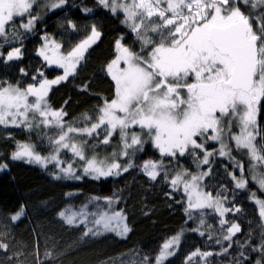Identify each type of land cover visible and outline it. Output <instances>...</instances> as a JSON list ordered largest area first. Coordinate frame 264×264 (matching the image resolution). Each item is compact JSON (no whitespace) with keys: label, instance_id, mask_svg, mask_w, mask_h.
<instances>
[{"label":"snow or ice","instance_id":"snow-or-ice-1","mask_svg":"<svg viewBox=\"0 0 264 264\" xmlns=\"http://www.w3.org/2000/svg\"><path fill=\"white\" fill-rule=\"evenodd\" d=\"M39 0H0V39L9 43L8 28L17 20H26L19 24L25 32L31 31L39 20L33 14ZM98 4L113 15L124 14L123 23L130 26L135 33L140 50L135 51L125 46L124 37L115 41V58L107 65V72L115 83V95L111 100L105 99L103 105L96 109L95 121L85 116V124L91 126L74 127L67 123V113L63 108L55 110L47 102L48 92L53 85L69 79L76 72L77 65L84 59L88 48L101 37L96 25L91 26L90 35L77 44L67 55H59L56 50L49 55L45 44L38 55L48 64L58 65L63 75L55 79H37L24 89L0 81V126L21 128L28 133L37 132L41 143L46 142L51 151L48 155L38 152L37 145L30 142L17 141L11 160L25 161L42 168L52 165L55 168L54 179H75L91 177L100 180L111 176H119L134 165L131 156L142 151L150 141L158 149L162 157L170 160L186 153H192L200 159L201 165L209 164V157L216 151L209 152L207 142H220L218 154L231 157V149L223 143L225 130L235 142V149L247 151L251 163L250 171L264 167V143L257 146L260 132L257 128L258 106L264 101V0H97ZM67 0H58L50 5L51 9L62 8ZM260 8L261 14L254 16L251 11L246 14L243 8ZM84 13L92 9L85 8ZM69 25H75L69 21ZM12 39H17L13 29ZM157 36L158 39H153ZM47 40V37L44 38ZM4 45H0L3 48ZM57 49L59 46H56ZM22 49L12 48L4 57L0 52V60L5 63L20 60ZM121 64L124 66L121 67ZM20 72L27 75L25 69ZM42 77L43 73H38ZM191 80L192 82H188ZM87 89V85L83 90ZM186 91L187 98L181 93ZM31 98V99H30ZM67 103V102H66ZM227 121V125H225ZM233 124L239 127V134H232ZM134 126L148 137L130 131ZM119 133L120 151L112 153L113 162L86 155L88 140L77 143L76 137H87L99 140V145H109L114 134ZM103 139H100V137ZM264 141V136H260ZM99 145H94L97 147ZM68 150L72 154V162L60 158V154ZM118 157L128 158L126 166L115 162ZM234 159V158H233ZM77 161L83 163L82 169H76ZM235 167L240 171L241 178L230 173L235 181L236 189H245L248 180L244 179V165L239 161ZM8 168V163H0V170ZM142 171L152 181L163 175L174 191H182L187 197L189 218H193L194 210L212 208L221 216L233 209L223 207L226 197L221 199L220 193L213 197L210 192L201 190L203 179L210 173L201 172L193 175L188 171L169 173L163 162L149 161L142 166ZM83 173L81 175L80 173ZM171 179L169 180V177ZM251 179L258 183L264 191V174H253ZM252 198L259 206V215L264 219V200ZM98 199V198H97ZM119 201V197L115 198ZM106 205L102 209L99 204L95 211H88V205L77 211H61L63 221L69 225L92 224L84 236H100L104 233H116L126 236L131 229L126 223L123 210H114L113 198H104ZM235 212H240L236 208ZM24 215L21 208L12 221ZM228 223L221 220V230ZM200 226L207 227L203 215ZM193 231H199V228ZM240 225L232 223L227 234L217 238L216 243L227 241L228 246L222 247L221 253L226 254L233 245V237L240 232ZM204 236V232H199ZM183 233L166 241L159 254L144 256L138 264H165L176 255ZM5 233H0V250L9 249L4 242ZM251 252L258 253L260 258L255 264H264V237L257 247H252L246 240L241 245ZM17 255H22L17 253ZM210 252L199 250L187 257L186 264H192L196 256L207 257ZM52 258L51 253H45ZM243 259H248L244 252ZM12 257H8L11 264ZM39 264V261H38ZM235 264H240L237 260ZM249 264L251 262L249 261Z\"/></svg>","mask_w":264,"mask_h":264},{"label":"trees","instance_id":"trees-1","mask_svg":"<svg viewBox=\"0 0 264 264\" xmlns=\"http://www.w3.org/2000/svg\"><path fill=\"white\" fill-rule=\"evenodd\" d=\"M58 0H39L33 14L39 17L35 27L25 32L19 24L26 20H17L9 26V43L0 39V52L4 57L12 48L22 49V58L5 63L0 60V81L24 89L37 79H55L62 74V70L48 64L38 55V50L49 45L46 49L52 50L56 46L70 49L91 32V26L96 25L101 37L85 52L84 59L77 65L76 72L68 80L53 85L47 102L55 110L63 108L67 113L65 120L74 127H85L84 115L92 118L97 115L96 109L115 95V83L107 72V65L116 55L115 41L124 37L123 43L135 51L140 50L135 33L130 26L123 23L125 17L122 12L113 15L100 6L97 0H67L62 8L51 9L50 5ZM85 8L92 9L91 13H84ZM246 14L249 11L254 16L261 14L260 8H243ZM71 21L75 28L69 25ZM15 29L17 39H12ZM70 32V33H69ZM47 37V40L44 38ZM25 69L27 75L20 72ZM43 73V76H38ZM87 85V89L84 86ZM31 99V98H30ZM67 102V103H66ZM264 105V101H262ZM257 128L260 136H264V106H258ZM227 125V121H225ZM237 127L233 124L232 134ZM138 134L141 129L134 126L130 129ZM257 137V146L264 141ZM146 141L148 137L142 134ZM100 139H103L101 136ZM77 143L88 140L86 155H93L98 159L112 160V153L120 151L119 133L114 134L109 145H99V140L87 137H76ZM30 142L37 145L41 154H49L51 149L47 143H41L37 132L28 133L21 128L0 126V163H8V168L0 170V233H5L4 242L9 243V249L0 250V264H9L8 257H12L11 264H138L144 256H156L163 244L171 237L183 233L176 255L165 261V264H186L187 257L199 250L201 253L210 252L207 257L196 256L192 264H255L260 255L251 252L241 245L248 240L252 247H257L264 237V219L259 215V209L252 200V194L264 200V191L258 183L251 179L253 174H264V167H257L250 171L251 163L246 151L235 149L233 141L225 130L223 143L231 149V157H221L218 154L220 142H207L205 147L209 152L216 151V155L209 157L208 165H201L200 159L188 152L183 157L169 159L162 157L158 149L148 141L142 151L131 156L133 167L119 176H111L94 180L91 177L75 179H54L55 168L49 165L42 168L25 161L11 160V153L15 151L16 142ZM94 145H99L93 147ZM61 160L72 162V154L65 150L60 154ZM67 158V159H66ZM234 158V159H233ZM163 162L169 173L188 171L193 175L201 172L210 173L202 183V191L210 192L221 199H227L222 206L233 209L232 212L221 216L212 208L193 211V218H189L187 197L182 188L174 191L163 175L152 181L142 171L145 162ZM239 161L244 165L243 178L248 180L245 189H236L235 181L230 173L241 178L240 171L235 167ZM115 162L126 166L128 158L118 157ZM82 162L74 164L76 169H82ZM83 175V173H80ZM171 176L169 177V180ZM105 197L113 198V209L123 210L126 223L131 231L124 237L116 233H104L100 236H84L87 228L92 224L67 225L60 217L61 211H79L82 206L88 205V211H95L96 205L103 209L106 205ZM119 197V201H116ZM98 198V199H97ZM23 208L24 215L12 221L11 216ZM240 208V212H235ZM203 215L207 227L200 226V216ZM228 223L221 230L220 221ZM232 223L240 225L241 231L233 237V245L226 254L221 253L222 247L228 242L217 244L216 239L227 234V228ZM199 228V231H193ZM199 232H204L201 236ZM244 252L248 259L240 256ZM51 253L52 258H46L45 253ZM21 253L22 255H17Z\"/></svg>","mask_w":264,"mask_h":264},{"label":"rangeland","instance_id":"rangeland-1","mask_svg":"<svg viewBox=\"0 0 264 264\" xmlns=\"http://www.w3.org/2000/svg\"><path fill=\"white\" fill-rule=\"evenodd\" d=\"M129 2H130V0H129ZM70 33V32H69ZM153 39H158V37L157 36H153ZM77 45V44H76ZM55 47L54 48H52V50H48V54L49 55H52L53 54V50L55 49L56 50V53L57 54H59V55H67V53L68 52H70L75 46H73V47H71L70 49H65L64 51H63V49L62 48H58L57 49V47H56V45H54ZM115 58V57H114ZM113 58V59H114ZM112 59V60H113ZM52 65H54V66H56V67H58V68H60L58 65H55V64H52ZM124 65L123 64H121V67H123ZM61 69V68H60ZM62 70V69H61ZM60 75H63V70H62V74H60ZM188 82H192L191 80H189ZM12 86H14V85H12ZM181 96H182V98H187V94H186V91H184V92H182L181 93ZM85 116H90L89 114H86V115H84V117ZM91 117V116H90ZM92 122L94 123V122H96L95 121V118H93L92 119ZM236 125V127H237V130H236V132H235V134H239V127H238V125L237 124H235ZM91 125H89L88 127H90ZM78 138V137H77ZM233 143H234V145H235V142L233 141ZM246 153H247V151H246ZM42 155H48V154H42ZM248 155V154H247ZM67 159V158H66ZM68 163H70V161H67ZM111 162H113V161H109V163H111ZM82 167H83V164H82ZM201 190H202V186H201ZM255 199H259V198H257L256 197V195H255ZM252 200L255 202V200L252 198ZM261 200V199H260ZM256 204V203H255ZM257 205V204H256ZM257 207H258V209H259V206L257 205ZM22 217V216H21ZM20 217V218H21ZM172 238V237H171ZM170 238V239H171ZM169 239V240H170ZM168 241V240H167Z\"/></svg>","mask_w":264,"mask_h":264}]
</instances>
